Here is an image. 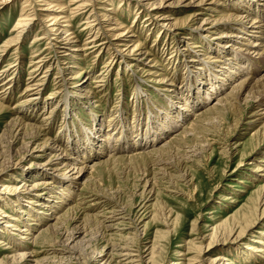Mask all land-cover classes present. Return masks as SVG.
<instances>
[{
	"label": "rangeland",
	"instance_id": "1",
	"mask_svg": "<svg viewBox=\"0 0 264 264\" xmlns=\"http://www.w3.org/2000/svg\"><path fill=\"white\" fill-rule=\"evenodd\" d=\"M26 1L27 0H0V71L3 69L5 70L9 66V70L5 72L6 75L3 73L4 79L1 82H7L13 74V67L11 66L16 64L21 70L17 79L22 80L19 82L16 90L12 89L13 91L11 94L9 92L6 94L5 98L2 96L4 99L0 97V101L4 100L5 105L7 104L9 106L6 105V112L4 115L2 114V116L0 115V155H2L0 157V163L3 162L6 165L12 162L13 157H11V155L14 153L16 154V158L24 154L23 147L25 142L27 143L28 141V138H26L24 143H22L24 139L23 133L20 134L16 131L15 128L12 127V123H10V120L16 115H19V104L22 102L20 100L25 94L27 95L24 89L27 84L32 83L30 80L35 78L34 74L37 75L40 72L41 76L45 74L47 63L42 66L39 64H43L46 59H48V64L52 62L47 72L45 89L40 94L42 98H37L39 107H36L33 113L28 111L29 117L32 119L31 122L41 121V113L39 115V112L36 114V110H47L54 105L53 102L56 101V99L49 100V96L57 88L55 82H59L57 85L61 83V78L53 79L58 71V65L64 61L62 60L61 54H63V52H60L61 49H59V54L61 56L60 63L56 60V46L65 45L64 42L67 41V39L64 40L62 38L66 33L60 34V32L57 33L54 31V34H49L50 38L54 39H49V37H47L48 34H44L45 28H43L44 24L41 20H48L46 14L55 12L54 9L56 8L58 9V6H54L57 4V1L49 0V2H53L51 4V9L47 10L42 9L48 6L44 5V3L47 2L45 0ZM63 1L65 3L64 10L70 8V10H68L70 13L67 20L70 19L72 21L69 20L68 24L72 22L73 25L71 28L76 31L77 37L79 34L78 38L82 40V43L92 42L91 40L95 38L98 32L97 30H99L97 29L100 25L98 23L103 21L102 19L106 17L102 16L105 13H111L114 19L117 18L123 21L122 26L124 27L123 30L118 29L121 26L113 23L114 20L112 22L111 19L101 22L104 24V27L100 28L98 38L96 39L97 41L93 44H84V50H82L84 52H80L82 55H80L79 58H81L83 65L86 66L88 72L87 76L90 77L88 87H90V84L91 86H94L96 83V85H98L99 82L95 83V81L103 79L102 82H104V85L94 88L96 89V93L86 95L83 92V95H81L73 92V81H75V79H71V77L75 75L69 73L70 70H66L64 77H66L65 83L68 86V96L75 97L72 100L73 110L68 118L70 121L72 119L76 121L77 127L75 128H80L82 126L78 122L88 127V124L91 122L90 115H93L95 110L100 112L102 118L104 116V118L107 119L109 118L108 116L112 114L115 115L116 112L119 114L121 110L125 109L128 111L126 115L128 116L129 122L127 124L130 125L131 121H133L131 119L135 114L137 115L140 113L139 109L142 111V116L140 115V118H142L144 114V121H146L147 116L145 114L149 113L150 115H147L154 117L158 108L169 106L168 101H166L167 99L163 97L164 95L158 94L156 90L158 86L154 81L138 82L145 89L144 93L150 95V100H145L142 103V100L146 99L147 96L142 95L143 97H141L140 95L139 97H134L137 89L136 85L140 86L137 83V75H141L140 77L145 80L149 78V75L147 76V72L138 69V66H136L137 61L135 62V60H132V56L126 59L120 56L117 46L124 43H122L123 41H119V39L112 40V38L114 36L119 37V31L120 33L126 31L123 33L125 35L128 31L134 29L137 36L134 40L136 41L137 38H140V43L143 41V48L147 47L150 52L152 51V55L153 52H156L154 55H156L157 60H159V64H163L160 65L159 68H167V71L164 70V72L168 73L178 68L179 72L177 74L180 75L177 76V74H175V76L178 77V80L180 79L179 81L181 83V79L183 78L181 74H184L186 69L185 67H180V65L175 68V65H178V60H184L186 58V61H188V59L191 58L190 55H193L195 52L191 53V51L188 50L191 49V45H189L186 51L184 50L188 43L187 40H184L183 43L180 44L182 45L179 47L180 50L177 51V49H175L176 51L173 53L171 52L174 46L172 39L180 38L186 26L182 27L179 24L178 28L182 29L175 30V27H172L171 30H169V28L164 25L167 20L161 17L165 14H173V16L177 15L179 17L191 16L195 10L201 6L198 5V2L187 6L184 5L186 1L183 0H163L161 5L157 4L156 8H153L146 3L148 0H96L94 8H96L99 17L97 20L88 24L87 22L89 20H87V17H89V13L91 12L90 15H92L95 11L92 12V5H89V7L87 5L84 9L81 7L82 10H80L81 8L76 7L74 4V0ZM208 1L210 2V0ZM24 4H28L25 6L27 8L34 6L29 12H37L36 14L41 15L39 16L41 19H38L36 25L30 28V32L28 31L26 40L21 43V50L19 53L16 52L14 47L8 52L7 50L10 47H7L8 49L6 48V51H3L4 49H2V46L4 42L17 33L16 31L19 27H17L19 24L18 21L22 13L21 10L24 11L25 8L23 7ZM126 4L135 5L140 9V14L137 13L139 18L136 16L137 8L132 7L129 10L126 8L128 7ZM121 7H123V10H121ZM88 9L89 11H87ZM209 12L216 14V12ZM190 18L182 19L188 21V27L192 25ZM91 20H93V17L90 21ZM147 25L151 27L150 32L147 30ZM153 26H156V28ZM116 29L118 31L114 33ZM40 30H43V32H40ZM199 32L202 33L203 31ZM37 33H39L38 38L47 37L48 39H39L37 43L34 42L33 36ZM166 35H168V37H166ZM211 35L212 37H210ZM211 35L206 37L205 41H215L213 38H216V34L212 32ZM165 38H170L168 40L170 47L168 45L165 47V42L163 41ZM197 40L199 39H196V41ZM50 41L52 42L51 44L49 43ZM102 41L107 43H109V41L113 42L109 50L104 48L105 43L101 46ZM225 41H227V39ZM114 42L116 44L112 45ZM138 42L139 39L136 41V44ZM211 43L214 45V42L211 41ZM34 45L36 46L34 47ZM53 45H55L54 48H52ZM69 48H71V46H69ZM164 49L166 50L165 52L163 51ZM191 50L195 51L194 48ZM112 52H114L112 56L114 62L110 64L109 58ZM127 52L128 50L123 53ZM261 52L262 53L259 55L264 56V50H261ZM39 53H43L46 57H43V62L40 61L42 60L41 58H38ZM132 53H134V51ZM172 55L174 56V59L172 58L174 61L173 63L172 61L168 63V59ZM259 55L257 56L259 57ZM150 60L151 58L145 60V62L149 63ZM129 61H134V63H136L135 66L132 67ZM151 63L153 64L155 61ZM32 64L34 67L38 68L41 66V68L39 72H35L32 74L33 76H30L29 69L30 67L33 68ZM261 64L264 63L260 62L258 64V69L256 65L252 64L250 68L251 74L248 75V78L258 77L264 74V65ZM189 65L191 66V62ZM144 66H146L147 69H157V67L153 65L150 67L149 65ZM127 67L130 68L128 69ZM107 72L108 74H106ZM172 75L173 72L171 73V76ZM3 77H0V80ZM154 80L158 82L157 79ZM4 88L6 89V86ZM1 89L0 93L2 90H5ZM57 92L63 93L60 87L57 88ZM30 93L32 94V92ZM9 94L12 96L10 97ZM24 97L23 99H25ZM29 97H32V95H29ZM45 100H47L46 105L44 104ZM51 101L53 102L50 103ZM249 102H251L250 106H247L244 102H240V109H243L239 111L235 109V112L233 111L234 109L231 111L226 110L221 117L220 114L215 113L214 115L212 111L213 114L208 111L201 118L202 121L197 118V126L192 129L194 132L192 130H190V134L187 132L186 136L182 138L184 140L181 139L180 134L184 132L182 130L186 128H178L176 134L172 135V139L175 143L174 146L176 147L178 143L176 147L177 150L171 145L172 147H169L168 150L166 149L167 151L163 150L165 152H151L147 156L143 155L129 158V156H127L128 154L125 153L118 152V155L114 154V158L110 159L108 163H102L96 166L97 168L95 170L92 172L88 171L84 175L82 178L83 180L90 176L91 179L89 183L85 184V186L76 185L74 193L72 194V197L76 199H71L73 202L68 204L70 206L64 204L68 207H64L63 211L60 212L63 214L72 206V208L68 209H72L71 212L69 211L71 214H69L67 220H64L65 222L62 220L61 224H59L60 221L56 222L58 228L56 226L54 233H45V236L40 237V235L42 236L43 234H40L38 228L32 226V234L33 231H35L34 236L36 235L35 241L33 242V240L30 239L32 236V234H30L28 238L24 239L22 242L21 246H23V248L21 250H16L17 245H14V241H18L20 236H22L21 231L12 230L14 234L10 233L12 235L7 237L6 234H9V230L12 232L11 229L8 227L9 230L6 229V232H4L5 228L0 229V237L3 238L0 239V259L5 258V256L16 254L18 251H30L29 253L33 255L27 256V261L23 264H37V262L41 264H195V262L196 264H209L210 259L216 257L219 259V256L221 258H226V261L233 264H264V202L262 201L263 203L260 204L258 201L259 198L262 196L264 197V175L260 176L264 171L255 170V164L258 163L257 160L264 154V129L261 128L264 126H262L261 123L258 124L259 121L256 122L257 124L254 126L250 125V121L252 119H258L259 116H257V118L251 116L252 111L255 109L256 102ZM253 103L254 106H252ZM43 105H45V107ZM207 108L208 107H206V110ZM150 109H152V111H149ZM90 110H92L93 113L90 112ZM231 112L233 114H231ZM61 114L62 112L57 114V121L54 128L52 127L51 131L48 130V135L50 137L60 135L61 130L59 129V123L62 117ZM223 115H225V117ZM239 116H241V118ZM216 118L217 120H215ZM137 120L136 117V121ZM131 125L126 126V129H129ZM118 129H120V127H118ZM258 129L262 130V135L257 137L259 138L258 140L254 134L255 139L252 140L254 137L252 134L253 131ZM164 141L165 140L158 141L155 146L162 145ZM257 143L259 145H257ZM34 146L35 143L32 147ZM225 146H227V148ZM32 147L29 148L30 152L33 150ZM2 149L4 151H2ZM151 150L152 148L150 147L142 152L145 154V152ZM37 152L38 149L33 152L32 155L28 156V158L26 157L23 161L18 163V165L22 166L15 170V176H18L21 170L28 171L39 168L37 165L31 163V158L37 159L40 163H43L49 158L47 152L41 157L36 156ZM99 162L101 161L98 160L96 163ZM39 169H43V167ZM41 172V174L45 173L43 170H41ZM3 174L5 178L7 174ZM8 174L11 176V173ZM38 176L42 175L39 174ZM22 181L23 177L21 175L19 179L17 178V180H15L17 185H20ZM0 182H6V179L0 177ZM263 197L261 198L262 200H264ZM52 200L55 201V199ZM256 200L258 203H256ZM73 204L75 206H73ZM0 207L7 210L10 214H15V210L17 209L15 203H11L8 206L1 199ZM49 211L52 212L51 210ZM51 216L50 214V216L44 220V223H46ZM21 217L24 221H18V224L20 227H23L22 229H24L25 224L32 223L31 220L27 219L26 214H21ZM233 220L237 222L234 228H232L234 225ZM228 221L230 222L228 225L221 229L218 228L221 223H228ZM47 227L48 226L44 228ZM80 231L85 235L83 233L81 234ZM76 232H80L78 234H81V241L80 244H76L77 246H75L73 250L70 248L74 243L71 237ZM26 235L24 234V236ZM256 238H262L263 243L256 242ZM251 245L259 246L260 248L257 247L253 250L248 249V246ZM198 246L200 248H197ZM68 248H70V250ZM152 253L153 256L151 255ZM221 262L219 263L222 264Z\"/></svg>",
	"mask_w": 264,
	"mask_h": 264
},
{
	"label": "bare ground",
	"instance_id": "2",
	"mask_svg": "<svg viewBox=\"0 0 264 264\" xmlns=\"http://www.w3.org/2000/svg\"><path fill=\"white\" fill-rule=\"evenodd\" d=\"M27 1L29 2V0ZM45 1L47 2L46 3L43 2L44 5H48V6H45L42 9L43 10L51 9L52 7L51 4L53 1H50V2L49 0H45ZM54 1H57V4L54 6H58V9L56 8L54 9L55 12L46 14V17L48 18V20L47 19L45 21L41 20V22L43 21V24H44V27H43L45 28L44 34H48L47 37H49V39H54V38H50V35H49V34H54L53 33L54 31L57 33L60 32V34L66 33V35L62 37L64 40L67 39V41L64 42L65 45H60L58 47L56 46V54H57L56 60H58L60 63L61 56L59 54V49H61L60 52H63V54L61 55L63 58L62 60L64 61L61 60L62 63L58 65V71L55 77L53 78L54 80L61 78L60 79L61 83L57 85L59 82H55V86H57V88L60 87L63 93L62 92L58 93L57 88H56L54 92H52L51 95L49 96L50 97L49 100L54 99V98L56 99V101L50 102V103L53 102L54 105L47 110L46 109H43V110L41 109V111H38L39 109L36 110V114L38 112H39L38 115L41 113L40 119L42 118V120L40 121L38 119L39 120L38 122L36 121L31 122L32 119L29 117L28 111H31L33 113L36 107H39L37 98L38 97L42 98L40 94L45 89L44 87L46 85L45 80H46L47 72L49 71V68L52 65L51 64L52 62L48 64V59L44 61L43 57L45 56L43 55V53L41 54L39 53V57L38 56L37 57L39 59L40 58L42 59L40 60L41 62L44 61L43 64L41 63L39 65L42 66L47 63L45 74H43L42 76H41V72L38 74L36 73L37 75L34 74L35 78L30 80L32 83L27 84L24 89L25 93H27V95L23 94L25 96V97L23 96L25 99H23L22 97V99L20 100L22 102L21 104H19L20 106L18 105L20 107L18 110L19 115L18 116L16 115L13 119L11 118L12 120H10V123H12L11 124L12 127L15 128V130L18 131L20 134L23 133L24 139L22 143H24V140L28 138L27 143L25 142L24 147H23L24 154H22L21 157L16 158V154L14 153L13 155H11V157H13V160L11 163L7 165L4 164L3 162L0 163V177L2 179H6V182H0V189H1L0 199L3 202H5L6 205L8 206L11 203H15L16 208H17L15 210L16 211L15 214H10L8 213L7 210L0 207V229L5 228L4 232H6V229L7 230L11 229V231L12 230L21 231L22 236H20L18 241L16 240L14 241L15 242L14 245L15 246L17 245L16 250L18 249L21 250L23 248V246H21L22 242L24 241V239H27L30 234H32V226L34 228L35 227L38 228V230L40 231V234H43L42 236L40 235V237L45 236V233H49V232L54 233L55 228L57 226L56 222L60 221L59 224H61V220L62 221L67 220L69 217V214H71L70 212L72 209L70 210L68 209L72 208V206L69 207L67 211L64 212L63 214H61L60 212L63 211L64 207L70 206L68 204L73 202V200L71 199H76L75 197H72V194L74 193V188L76 187V185L78 184V185L85 186V184L89 183L91 179L90 176L87 177L85 180H83L82 178L84 177V175L88 171L92 172L93 170H95L97 168L96 166L102 163L103 164L108 163L110 159L114 158L113 156L114 154L121 152V153L128 154L127 156H129L130 158L134 156H137V157L143 156V155L147 156L151 152L152 153L153 152L162 153L163 150H166V149L168 150L169 147H172L175 145L174 140L172 139L173 138L172 135L176 134V132L178 131V128L180 129L186 128L182 130L184 132H181L180 134L181 139H182L183 137L186 136L187 132L188 133L191 132L190 130H192L195 126H197L196 124L197 118L198 120L199 119L201 120V118L208 111L209 112L212 111L214 115L215 113L220 114V117L222 114H224L226 110L231 111L232 109H234L233 111L235 112V109H236L239 111L243 109V108L240 109V104H241L240 102L246 103L247 106L251 105V102L249 101H252L254 103L256 102L255 109L252 111L251 116L253 118H257V116H259V118L254 119V120L252 119L250 121V125L254 126L255 124H257L256 122L259 121L258 124L261 123V125L264 126V74L258 77L255 76L254 78L253 77L248 78V75L251 74L250 68L252 64L256 65V68L258 69L259 68L258 64L260 62L264 63V56L259 55L260 53H262L261 50H264V0H210V2L208 0H183V1H186L184 5L189 6L195 2H198V5L199 6L201 5V6L197 8L191 16L179 17L177 15L173 16V14H165L163 17H161L162 19L167 20L165 21L164 25H166L169 28V30H171L172 27H175V30L182 29V28H178L179 24L182 27L186 26L180 38H174V40L172 39V41L174 42L173 50L171 49L172 53L176 51L175 49H177V51L180 50L179 47L182 46L180 44L183 43L184 40H187L188 42L187 46L184 48L185 51L189 48V45H191L190 47L191 49L193 48L195 49V51L188 49L189 51H191V53L195 52L193 53V55H190L191 58L188 59V61H186V58L184 60L177 59L178 65H175V68H177V66L180 65V67H183V68L185 67L186 69V72H184V74H181V76L183 77L181 79V83L179 81L180 79L178 80L177 79L178 77L175 76V74L179 72L178 68L170 71L171 73L173 72V75L171 76L170 72L169 73L164 72V70H166L167 68L165 67L159 68V66L163 64L162 63L159 64L158 62L159 60H157L156 55H154L156 54V52H153V55H154L153 56L151 54L152 51L150 52V50L147 47L143 48L142 46L143 41L140 43L141 41L140 38H137V40L139 39V42L136 44L137 40L135 41L134 38L137 36H136V31L134 29L128 31V33L125 35L123 33H125L126 31H124L123 33H120L119 31V34H118L119 37L114 36L112 40L119 39V41H123L122 43L124 44L121 43L123 46L120 44H119L120 46H117L120 56H122L125 59L127 57L132 56L133 57L132 60H135V62L137 61L138 65L134 63V61L132 62L129 61V64L132 67L135 66L136 64V66H138V69L142 70L143 72L144 71L147 72V76L149 75V78H148L149 80L148 79L145 80L144 78L140 77L141 75L139 76L137 75L138 77L137 83L144 82V81H151V82L154 81L156 85L158 86L156 88L158 94L162 96L164 95L163 97L167 99L166 101H168V105H169L167 107H164L162 105L164 107V108L161 107L162 109L158 108L156 110L157 112H155L154 117L149 116L150 115L149 113H147L149 115L145 114L147 116L146 121H144L145 119L144 114H143V117L140 118V115L142 116V113H141L142 111L139 109L140 113H138L137 115L135 114V116L133 115L134 117L131 119L133 120L131 121L132 125L129 123L131 125L129 129H126V126H130V125L127 124L129 122L128 116L126 115L128 114V111H126L125 109L121 110L119 114H117L116 112L115 115L112 114L111 116H108L109 118L107 119L104 118V116L102 118L98 110H95L94 113L92 112V110H90V112H92L93 115H90L91 122L90 124H88V127L78 122L82 126L80 128H75L77 127L76 121L73 119L70 121L68 118L71 111L73 110L72 100L75 97L68 96V93H69L68 86L65 83L66 77H64L66 70L67 71L70 70L69 73H73V75H75L71 77V79H75V81H73L74 83L73 92L79 93L81 95H83L82 94L83 92L86 95L90 93L91 94L96 93V89L94 88L104 85V82H102L103 79H98L97 81H95V83L99 82L98 85H96L97 83L94 86L93 85L91 86L90 84V87H88V81L90 77L87 76L88 72L86 70V66L83 65L81 58H79V56L82 55L80 52H84L82 51L84 50L83 48L84 44L85 45H88L87 43L93 44L97 41L96 39L98 38L100 28L104 27L103 26L104 24L101 22L109 21L110 19L113 22L114 20L113 23H115L118 26L119 25L121 26L118 29L123 30L124 29V27L122 26L123 21H121L120 19L118 20L117 18L114 19V17L111 16V13H105L102 16H106V17L102 19L103 21L98 23L100 24L97 27V29L99 30H97L98 32L96 31L97 32L96 36L95 38L91 40L92 42L82 43L81 42L82 40L78 38L79 34L77 37L76 31L71 28L73 25L72 22L68 24L70 19L67 20V17L69 16L70 12H68V10H70V8H68L67 10H64L65 3L63 0H54ZM95 1L96 0H74L73 1L75 2L74 4L78 8L83 7L84 9L85 7H87V5L88 7L89 5H92V12L94 10L95 11L93 12L94 14L92 15H90L91 12L89 13V17H87V20H89L87 22L88 24H90L92 21L97 20L99 17L96 8H94L95 3H96ZM87 3H91V4H87ZM146 3L149 4V6L156 8V5L157 4L161 5L163 3V0H159V1L148 0L146 1ZM27 5L24 4L23 7ZM126 5L128 6L126 8L129 10L132 7L137 8L136 16L138 17L137 13L140 14V9L137 6L132 5V4L131 5L126 4ZM33 7L34 6H31L29 8L25 7L27 9L24 8V11L21 10L22 13L20 12L21 15L18 21L19 24L17 25V27L19 26L16 31L17 33L15 34V36L12 35L13 37H10L8 40L4 42V45L2 46L3 47L2 49H4L3 51H6V48L10 47L9 49L7 48L8 49L7 52H8L12 47H14L17 53L20 52L21 43L26 40L28 31L31 30L30 28H32L33 25L34 26L36 25V22L38 21V19H41L39 18V16L41 15L36 14L37 12L33 10L32 11L35 12L34 14H32L33 12L32 13L29 12V10L31 11ZM121 8H122L121 10H123V7ZM80 10H82V8ZM87 11H89V9ZM209 11L216 12V14L210 13ZM92 17H93V20L90 21ZM188 18H190V21L192 23L190 27L187 26L189 25L188 21L182 20V19H188ZM108 24H111V23H108ZM153 27L156 28V26H153ZM147 30H149L148 32H150L151 27L148 26ZM41 31L43 32V30H40V32ZM117 31L118 30L116 29V32L114 31V33H117ZM199 31H203V32L200 33ZM214 31H217V32H214ZM212 32L213 34H216L215 37L217 39L213 38L215 41L213 40H207L208 42L205 41V38L209 37ZM168 35H166V37H168ZM33 37L35 39V40L33 39V41L36 43L39 39L47 38V37L43 38L42 36H41L42 38H38L39 33L35 34V36ZM210 37H212V35ZM169 39L170 38H165L163 40L165 42L164 44L165 47L166 45L170 47V43H168ZM196 39H199V40L196 41ZM226 39L227 41H225ZM211 41L214 42L213 44L215 46L212 45ZM49 43L51 44L52 42L50 41ZM111 43L113 42L109 41V43H107V42L102 41L101 46L104 44V48L106 50H109ZM115 44L116 43L114 42V44L112 45H115ZM35 46L36 45H34V47ZM69 46H71V48H69ZM54 47L55 45L52 46V48ZM63 48H66V49H63ZM123 50L124 51L128 50V52L123 53L124 52ZM196 50L199 52H197ZM133 51L134 53H132ZM163 51L165 52L166 50L164 49ZM113 53L114 52L111 53V57L109 58L110 64L114 62V58H112V56L114 55ZM257 55H259V57ZM150 58L151 60L149 61V63H146L145 60H149ZM172 58L174 59L173 55L170 56V58L168 59L169 60L168 63H170V61H172L173 63L174 60H172ZM255 58H257L258 60ZM38 60H35V61H38ZM152 61H155V63L157 64L155 63L152 64L151 63ZM190 62H191V66L189 65ZM144 65H149V67L153 65L157 67V69H152V68L147 69L146 66ZM261 65H264V64H261ZM41 66H39L38 68L34 66L33 68H31L29 66L30 67L29 74H31L30 76H33L32 74L35 72H39ZM11 67H13V72H12L13 74L7 80L6 83L1 82V81H3L4 79L3 73L5 74V72L9 70L8 69L9 66L5 70L3 69L0 71L1 72L0 77H3L0 80V89L1 88L5 89L4 87L6 86L5 90L1 89L2 92L0 93V97L3 96L5 98L6 94H8L9 92L11 94V92L13 91L12 89L16 90L19 82L22 81V80L17 79L18 74L21 73V70L20 68L17 67V64ZM169 68H172V67H169ZM106 74H108V72ZM179 75L177 74V76ZM97 77H100V76H97ZM154 79H157L158 82H156V80ZM138 84L140 85V83ZM136 88L137 89L135 91L134 97L135 96L139 97L140 95L141 97H143L142 95L147 96L146 99L142 100V103L145 100H150V95L144 93L145 89L141 85L140 86L136 85ZM30 92H32V94ZM29 95H32V97H29ZM11 96L12 95H10V97ZM47 100L44 101L45 105H46ZM254 103L252 106H254ZM6 105L4 103V100L0 101V115L1 116L2 114L4 115V113L6 112L5 110L7 109V106H8ZM45 105L43 106L45 107ZM206 107H208L207 110H206ZM149 111H152V109H150ZM60 112H62L61 114L62 117L59 123L60 125L59 129L61 130L60 135H56L55 137H50L48 135V130L51 131L52 127L54 128V125L57 121L56 120L57 114ZM212 112L211 114H213ZM231 114L233 113L231 112ZM225 115L223 116L225 117ZM136 117L138 119L137 121H136ZM207 117H208V114H207ZM239 117L241 118V116ZM215 120H217V118ZM118 127H120L121 130L118 129ZM261 128L264 129V127H261ZM261 133H262V130H259V129L256 131H253L252 134L254 137L252 140L255 139V135H256V138L262 135ZM257 139L259 140V138ZM162 140H165L164 143L156 147L155 145L157 144V142L162 141ZM34 143H35V146L32 147ZM257 145L259 144L257 143ZM177 146H178V143H177ZM31 147L33 148L32 152H30L29 150V148ZM150 147L152 148L151 151H147L145 152V154L142 152ZM225 147L227 148V146ZM37 149H38V152L36 154L37 157L44 156V154H46V152L49 150L47 152V154H49V158L43 163H40V161H38L35 158H31V163L37 165L39 168L43 167V169L30 168L33 170H28V171L21 170L19 171V175L15 176V173H16L15 170L19 169V167L22 166V165H18V163L20 161H23L24 158L26 157L28 158V156L32 155L33 152L37 151ZM2 151L4 150L2 149ZM1 156L2 155H0V157ZM227 156H230V155H227ZM98 160L101 162L96 163L98 162ZM257 161L258 163L255 164V170L264 171V154L260 156L259 160ZM41 170L45 171V173L41 174L42 173ZM3 173L7 174L5 175V178H4ZM8 173H11V176ZM39 174L42 176H38ZM20 175L23 177V181L21 182L20 185H17L15 180H17V178L19 179ZM263 175L264 173L261 174L260 176H263ZM261 198H259L258 200L260 204L264 202V200H262ZM52 199H55V201H53ZM256 203H258L257 200H256ZM64 204L68 206H65ZM74 204L73 206H75ZM49 210H51L52 212H50ZM21 214H26L27 219L31 220L32 222L29 224L28 223L25 224L24 229H22L23 227H20V225L18 224V221H24V219H22L21 217ZM50 214L52 216L49 218V220L46 223H44V220H46L48 216H50ZM229 223H230L229 221L228 223L227 222L221 223L218 226V228L221 229L224 226L228 225ZM233 224L234 225L232 228L235 227L237 222L234 221ZM46 226L48 227L44 228ZM34 232L35 231H33V234L30 237V239H32L33 242L35 241V236H36V235L34 236ZM80 232L81 234L83 233L82 231ZM80 232L74 233L73 236L71 237L73 239L72 242L74 243L72 247L70 248L73 250H74V247L77 246L76 244H80L81 234H78ZM10 233L14 234L13 231L10 232L9 230V234H6L7 237L12 235ZM24 234L25 235L27 234V235L24 236ZM237 236H240V235H237ZM0 239H3V238L0 237ZM255 241L258 243H263L262 238L261 239L256 238ZM257 247L259 246L251 245V246H248V249L253 250V249H256ZM70 248L68 249L70 250ZM197 248H200V247L198 246ZM29 252L30 251H18L16 252V254H12L11 256H5V258L0 259V264H23L27 261L26 260L27 256L33 255L32 253L30 254ZM151 255L153 256V253ZM220 258L221 257L219 256V259L217 257L210 259L209 264H220L219 262H221V260H222L221 262L222 264H233L231 262L226 261L227 260L226 258H221V260ZM148 260H151V259H148ZM196 261H197V257H196ZM37 264H41V263L37 262ZM201 264H204V263H201Z\"/></svg>",
	"mask_w": 264,
	"mask_h": 264
}]
</instances>
